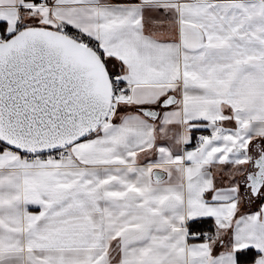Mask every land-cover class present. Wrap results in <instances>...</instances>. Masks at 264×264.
<instances>
[{
    "label": "snow or ice",
    "instance_id": "1",
    "mask_svg": "<svg viewBox=\"0 0 264 264\" xmlns=\"http://www.w3.org/2000/svg\"><path fill=\"white\" fill-rule=\"evenodd\" d=\"M0 264H264V0H0Z\"/></svg>",
    "mask_w": 264,
    "mask_h": 264
}]
</instances>
